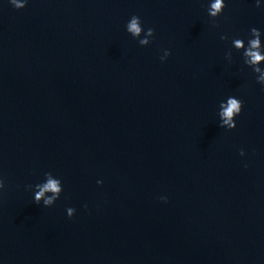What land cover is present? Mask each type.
<instances>
[{"label":"clouds","instance_id":"9594fccd","mask_svg":"<svg viewBox=\"0 0 264 264\" xmlns=\"http://www.w3.org/2000/svg\"><path fill=\"white\" fill-rule=\"evenodd\" d=\"M8 2L15 9L20 10L27 6L28 0H8ZM226 6L225 0H211L207 8V14L213 21L214 27H218V25L215 24V20L222 15ZM256 6L260 7L259 0H256ZM125 28L132 38L138 40L141 46H148L155 36V29L152 27L145 29L138 15L131 16ZM262 35H264V33H262L260 29L252 27L248 34L247 44H245L243 38H233L231 47L242 53L243 64L250 68L255 74L256 83L264 87V67H261V65L264 64V43H262ZM220 39L226 41L228 37L222 35ZM171 54V50L164 49L163 55L160 56V61L162 63L165 62ZM225 59L228 60L229 63L233 61L231 49L225 53ZM243 107V101L235 96H229L225 101H221L218 111L220 121L219 127L227 130L235 129L237 127L236 117L242 113ZM239 154L240 156H244L245 151L241 149ZM245 167H247V165H245ZM43 175V182L37 183L34 186L28 185L27 187L34 191L33 203L40 205L42 202L44 207H52L64 190L63 183L62 180L51 171L45 172ZM97 183L102 184L103 182L97 181ZM5 188V179L0 175V196L3 195ZM160 199L165 203L167 202L166 196H162ZM66 213L69 218H72L76 214V209L68 207Z\"/></svg>","mask_w":264,"mask_h":264}]
</instances>
